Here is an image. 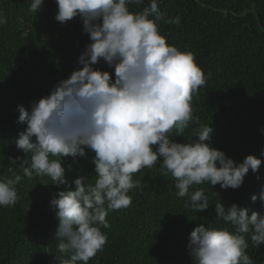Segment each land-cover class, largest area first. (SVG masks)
<instances>
[{
  "label": "clouds",
  "instance_id": "obj_1",
  "mask_svg": "<svg viewBox=\"0 0 264 264\" xmlns=\"http://www.w3.org/2000/svg\"><path fill=\"white\" fill-rule=\"evenodd\" d=\"M55 2V20L66 24L78 17L90 42L68 78L32 101L29 109L17 106L18 123L26 127L16 147L27 156L20 164L24 177H48L52 185L64 188L50 201L58 219L59 264H89L103 251L108 237L101 229L110 228L106 217L131 205L128 193L142 190V181L133 176L146 168L159 163L162 175L175 181L177 198L196 213L210 207L209 196L196 186L235 190L249 170L259 171L262 160L256 156L237 163L213 147L211 124L194 117L193 95L207 78L192 53L169 45L160 34L158 0H149L139 12L128 6L143 5L144 0ZM43 5L44 0H31L29 11L37 14ZM166 22L181 21L176 16ZM6 24L0 14V26ZM101 61L112 71L97 68ZM190 123L198 125L192 131L196 139L176 142L173 137H183ZM86 150L94 153V181L82 176L69 183L62 160L87 159ZM260 155L264 157V150ZM21 179L14 173L0 177V207L16 205ZM257 199L264 205V186L251 197ZM214 210L217 222L232 230L196 226L186 246L192 264H255L247 254L249 238L252 247L264 245V214L253 211L249 216L247 208L225 207L220 200Z\"/></svg>",
  "mask_w": 264,
  "mask_h": 264
},
{
  "label": "trees",
  "instance_id": "obj_2",
  "mask_svg": "<svg viewBox=\"0 0 264 264\" xmlns=\"http://www.w3.org/2000/svg\"><path fill=\"white\" fill-rule=\"evenodd\" d=\"M30 2L0 0V14L7 19L0 26V177L22 176L16 185V205L0 207V264H59L58 219L50 201L64 188L52 185L48 177L29 180L23 176L20 164L27 156L17 149L16 140L26 126L18 123L17 106L29 109L32 101L48 95L68 78L90 42L78 17L66 24L55 20V0H44L37 14L29 11ZM158 2L163 13L160 34L169 45L192 53L207 78L193 95L192 107L200 123L211 124L209 142L237 163L251 154L262 164L257 173L249 170L238 189L212 188L209 183L196 186L209 196L210 207L201 213L191 211L177 198L175 181L162 175L159 163L135 174L133 180L142 181V190L128 193L132 198L128 208L108 214L110 228L101 229L107 243L89 264H192L186 246L196 226L232 230L216 220L214 209L219 200L225 207L247 208L249 216L253 211L264 214L260 200H251L264 186V157L260 155L264 150L260 131L264 128V0ZM148 3L144 0L143 5L128 7L139 12ZM176 16L180 25L166 22ZM96 67L112 71L103 61ZM195 127L198 125L190 123L183 137L173 139L191 142ZM86 151L87 159L62 160L69 183L82 176L94 181V153ZM247 254L255 264H264V245L252 247L249 238Z\"/></svg>",
  "mask_w": 264,
  "mask_h": 264
}]
</instances>
